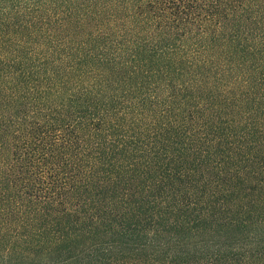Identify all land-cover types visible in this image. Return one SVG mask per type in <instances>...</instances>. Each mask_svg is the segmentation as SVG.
<instances>
[{
	"label": "trees",
	"instance_id": "1",
	"mask_svg": "<svg viewBox=\"0 0 264 264\" xmlns=\"http://www.w3.org/2000/svg\"><path fill=\"white\" fill-rule=\"evenodd\" d=\"M0 264H264V0H0Z\"/></svg>",
	"mask_w": 264,
	"mask_h": 264
}]
</instances>
